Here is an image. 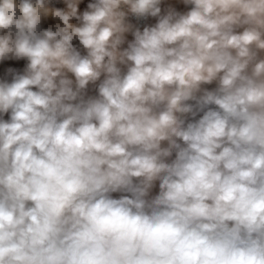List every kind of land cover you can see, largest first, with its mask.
<instances>
[{"label": "clouds", "instance_id": "clouds-1", "mask_svg": "<svg viewBox=\"0 0 264 264\" xmlns=\"http://www.w3.org/2000/svg\"><path fill=\"white\" fill-rule=\"evenodd\" d=\"M0 264H264V0H0Z\"/></svg>", "mask_w": 264, "mask_h": 264}]
</instances>
